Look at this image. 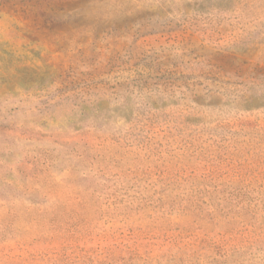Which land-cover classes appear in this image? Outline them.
<instances>
[{
  "label": "rangeland",
  "instance_id": "rangeland-1",
  "mask_svg": "<svg viewBox=\"0 0 264 264\" xmlns=\"http://www.w3.org/2000/svg\"><path fill=\"white\" fill-rule=\"evenodd\" d=\"M0 264H264V0H0Z\"/></svg>",
  "mask_w": 264,
  "mask_h": 264
}]
</instances>
